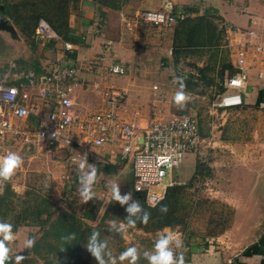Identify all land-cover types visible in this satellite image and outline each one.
I'll return each instance as SVG.
<instances>
[{"label": "rangeland", "instance_id": "1", "mask_svg": "<svg viewBox=\"0 0 264 264\" xmlns=\"http://www.w3.org/2000/svg\"><path fill=\"white\" fill-rule=\"evenodd\" d=\"M73 1V4L77 5L80 0ZM111 1L116 8L123 7L124 15L129 16L135 10L132 12L126 8L130 7V3L138 0ZM222 1L234 5L235 0ZM21 3H24V0H0V28L6 26L11 29L7 32L0 30V59L11 55L15 37L21 36L24 39L19 30L20 25H16L13 18L5 14L7 6H16ZM206 3L202 0L197 5L198 13L191 15L195 17L206 14L202 22L195 21L192 24L196 29L191 37L194 43L200 46L198 49L190 48L186 57H182L176 65L173 64L171 55L169 66L173 76L195 74L193 66H207L208 75L219 77V73L223 72L222 82L224 83L231 66V53L225 35L226 25ZM73 4L70 3L69 7L74 6ZM18 9L22 16L30 14L29 7L23 8L22 5ZM16 17L17 14L14 18ZM214 34L218 38V43L212 47L209 45L212 43L211 38ZM110 76L118 78L117 75ZM217 81L220 82L219 79ZM202 84L200 83L194 93L187 94L189 99L186 102L174 108L178 116L191 115L197 119L203 141L194 153L186 154L183 164L172 172L176 180L175 185L183 187L178 204L183 223L168 229L175 233L182 240L183 247L188 249L191 246L190 241L198 243L201 240L216 239L223 235L224 242L220 241L218 247H224V250L229 251L230 254H240L256 236L253 231L246 230L249 222L246 209L254 199L264 200V185H257V179L264 178V108L248 109L244 106L231 109L218 108L214 105L220 95L218 90L207 89ZM117 144L118 154L119 143ZM60 156V153H56L55 156L49 154V156L30 158L23 162L21 169L14 171L11 179L0 180L2 190L0 195L7 186L13 192L0 208V222L11 224L12 231L26 229L28 238H38L41 230L36 226L37 223L24 216L29 214L30 206L36 204L38 197H45L54 204L52 210L56 213L67 210L82 216L89 210L96 215L93 222L86 221V223L90 226L99 225L102 229V239L105 242L102 259L104 264H121L120 253L132 246H135L138 251L137 264H149L145 254L155 253V242L166 238L169 234L164 232L166 228L153 231L141 225L131 227L128 223L131 218L126 209L133 205L134 200L139 201L142 207V200L138 197L135 199L130 190L132 199L129 200L132 204L122 206L119 202H115L109 206L112 197L111 184L105 179L99 181L95 190L93 186L94 195L91 201L86 204L78 201L77 196L72 195V192L79 193V185L55 184L57 176H60L63 170L61 163L67 162L66 157ZM96 157L99 156L96 155ZM195 162L203 165L204 172L191 181ZM49 165L52 167L49 168ZM69 167L66 170L70 174L71 166ZM121 175V178H116L119 185L130 189V176L128 178L126 175ZM58 186L59 189H57ZM68 186L72 188L67 190ZM63 190L69 193H67L66 202L61 203L54 198L55 195L61 196ZM119 194L123 197L127 193L119 192ZM246 199L250 202H246ZM234 203L239 205L242 215L238 218L239 230L230 232L231 225L235 221ZM169 247L177 254L182 252L181 248H183H176L174 242ZM31 258L33 257H25L21 264L29 260L33 264H44L41 259ZM122 264H129V262L125 260Z\"/></svg>", "mask_w": 264, "mask_h": 264}, {"label": "crops", "instance_id": "2", "mask_svg": "<svg viewBox=\"0 0 264 264\" xmlns=\"http://www.w3.org/2000/svg\"><path fill=\"white\" fill-rule=\"evenodd\" d=\"M201 1L138 0L130 3V7L126 9L132 12L134 10L162 9L176 16L187 7L198 9L197 5ZM204 1L217 13L216 15L225 25L253 29L256 33L253 42L264 45V11L260 0H235L234 5L222 0ZM122 8L119 10L102 8L101 11L93 1L80 0L77 5L70 8L68 19L71 37L69 43L75 47L74 51H64L63 41L56 42L39 37H35V47L31 49L21 36H17L13 39L11 55L0 59V75L6 71L10 62L15 61L20 73L31 71L40 77L51 71L59 59H64L67 63L77 65V75L72 84V98L81 113H92L99 109L102 104V91L107 86H113L124 91L127 95L126 109L124 112H120V116L132 120L139 128L147 125L151 106L155 107L156 117L159 121L171 120L178 116L174 108L179 106L174 101V95L178 90L175 76L169 66L171 64L169 51H172L173 29L161 30L152 26L139 25L129 31L120 17L121 14H125ZM107 43L112 45L110 52L104 51V46ZM112 63L126 67L127 74L121 78L110 76L108 68ZM249 63H251L249 80L245 85L242 106L248 109H263L264 78L259 79L258 73L264 74V56H251ZM117 150V145L94 150L88 161L89 164L97 166L94 190L99 181L104 179L111 185L114 183L119 185L116 178H121V174L129 178V168L117 158ZM40 152L42 155L39 153L33 158L49 156V154L55 156L56 153H60V157L65 158L62 150L44 148ZM64 162L61 163L63 170L59 174L60 176H57L55 184L67 183L70 186L75 183V186H80L79 167L71 166L69 174L66 169L70 168V165L68 161ZM129 184L130 189H128L129 187L126 189L120 184L119 192H130V178ZM258 184L264 185V178L257 179ZM69 186L66 188L67 190L72 188ZM1 191L0 189V193ZM67 193L69 192L63 190L62 195H55L54 199L64 203L68 199ZM72 195L77 196V200L83 202L79 193L72 192ZM246 202H250V200L246 199ZM233 206L235 207V221L231 225L230 232L239 230L238 218L242 215L239 205L234 203ZM248 207L246 216L249 218V222L246 230L253 231L256 236L245 246L243 253L230 254L229 251L224 250V247H218L220 241L224 242L222 235L216 239L204 240L205 242L201 240L198 243H192L193 245L189 249L181 248L185 264H264V200L254 199ZM12 232L15 239L5 242L10 249L9 258L5 264H15V257L27 249L25 247V240L29 239L27 230L22 228ZM0 239L3 237L0 236Z\"/></svg>", "mask_w": 264, "mask_h": 264}, {"label": "built area", "instance_id": "3", "mask_svg": "<svg viewBox=\"0 0 264 264\" xmlns=\"http://www.w3.org/2000/svg\"><path fill=\"white\" fill-rule=\"evenodd\" d=\"M260 3L264 11V0ZM120 17L129 31L139 25L170 30L176 22L172 13L162 9L135 10ZM225 32L235 73L225 81V91L214 105L231 109L243 105L249 61L251 56H264V45L253 42L256 33L251 28L228 25ZM35 35L62 41L44 21L37 25ZM62 46L64 51L75 50L69 42L63 41ZM111 50L112 45L107 43L104 51ZM108 73L124 76L127 68L112 63ZM76 75L77 65L64 59H59L51 71L40 77L31 71L20 73L15 61L8 64L0 75V156L15 152L24 162L50 148L64 151L69 165L79 167L85 154L88 162L94 150L119 143L117 158L129 168L132 193L142 195L148 208L156 207L176 184L173 170L203 141L197 119L182 115L161 122L151 106L147 125L139 128L132 120L120 116L126 109L127 95L113 86L102 91L99 109L83 114L72 98ZM258 78L263 79L264 74L258 73ZM21 168L22 165L16 170Z\"/></svg>", "mask_w": 264, "mask_h": 264}, {"label": "trees", "instance_id": "4", "mask_svg": "<svg viewBox=\"0 0 264 264\" xmlns=\"http://www.w3.org/2000/svg\"><path fill=\"white\" fill-rule=\"evenodd\" d=\"M98 7L99 10L104 9H119L116 8L111 0H91ZM73 0H24V3L17 4L16 6H7L5 14L11 18L16 25H20V32L24 37L26 44L34 49L35 29L40 20L46 22L53 32L61 38L64 42H70V29L68 24L70 7L69 4H73ZM23 5V8L29 7L30 14L28 16H22L18 7ZM74 5V4H73ZM198 13L196 7H187L178 13L179 15H173L176 18V22L173 25L172 33V60L176 65L182 59L186 57L187 51L190 48H197V45L193 41V32H195V25H192L195 21L202 22L205 19V15L191 17V15ZM17 14V17L14 16ZM183 16V18H181ZM227 26V25H226ZM226 28V27H225ZM215 33V32H214ZM31 38L33 40H31ZM211 45L214 46L218 43V38L214 36L211 38ZM217 47V45H216ZM185 51V52H184ZM230 72L226 76L225 81L229 79L235 73L232 64H230ZM195 74L190 73L185 76H175V84L177 90H180L181 84L184 85V91L186 94H192L198 89L200 83H203V87L215 88L218 90V94H222L225 91V81H223V72L219 73V77L215 75H208V67L193 66ZM219 79L220 82L217 81ZM200 130V129H199ZM200 133V131H199ZM201 135V134H200ZM203 165L195 162L193 173L190 180L197 178L203 174ZM182 186H176L169 188L163 201L154 208H148L144 204L143 196L133 193L134 198L137 197L142 200L141 209L150 213V218L147 224L139 221L142 216V211L135 214H130L131 221L136 222L135 226H145V228L153 231L162 230L164 228H173L183 223V217L180 216L179 195ZM13 192L10 187L4 188V192L0 195V208L6 202L9 195ZM115 201L112 197L109 201V206H112ZM125 204H132V201L128 200ZM53 203L45 197H38V200L34 206H30L29 214L24 217L31 218L36 226L41 230V234L35 239V245L32 248H27L21 255L25 257L32 256L44 261V264H97V261L92 257L91 252L86 248L90 242L94 246L101 247V258L104 257V240L102 239V229L98 226H90L86 221L93 222L96 215L87 210L82 216L70 213L67 210H60L56 213L52 210ZM166 205L168 208L167 213L160 211L161 206ZM98 232L99 235L95 241H91L93 232ZM215 236V235H212ZM190 243H196L190 241ZM22 264H33L31 260L23 262Z\"/></svg>", "mask_w": 264, "mask_h": 264}, {"label": "clouds", "instance_id": "5", "mask_svg": "<svg viewBox=\"0 0 264 264\" xmlns=\"http://www.w3.org/2000/svg\"><path fill=\"white\" fill-rule=\"evenodd\" d=\"M189 99L188 95L184 91V85L181 84L180 90H178L174 95V101L180 105L186 102ZM23 164V158L15 152H8L4 156H0V180H9L11 179L14 171L19 168ZM80 169V187L78 189L79 195L81 196L84 203L93 199V185L97 179V166L95 164H89L85 158L79 162ZM87 169V171H85ZM119 185L112 184L111 192L112 198L119 202L122 206L127 203L129 199H132L131 192L127 193L125 196L121 197L119 194ZM130 214H135L137 212L142 211V216L139 218L144 224L148 223L150 218V213L142 210L140 207V203L137 200H134L133 205L126 209ZM160 211L163 213H167L168 208L166 205L161 206ZM128 223L131 227L136 225V222L128 220ZM164 232L169 233L166 238H161L155 242V253L149 255L145 254V258L148 259L149 264H185V259L183 252L179 254L175 253L173 249L169 247L173 242L175 243L176 248L183 247L182 240L173 233L170 229L166 228ZM99 235L98 232H93L91 236V241H95L96 237ZM0 236L3 239H0V264H5L6 260L9 258L10 249L6 246L5 242H11L15 239V236L12 232V225L5 222H0ZM35 239L29 238L25 240V247L32 248L35 245ZM101 247L102 246H94L93 243H89L86 245V248L89 252H91L92 257L97 261V264H104L101 258ZM25 259V256L17 255L15 257V264H21V262ZM119 260L122 264L123 261L128 260L129 264H137L139 260V255L137 248L135 246L126 248L119 255Z\"/></svg>", "mask_w": 264, "mask_h": 264}, {"label": "water", "instance_id": "6", "mask_svg": "<svg viewBox=\"0 0 264 264\" xmlns=\"http://www.w3.org/2000/svg\"><path fill=\"white\" fill-rule=\"evenodd\" d=\"M0 30H4V31H10L11 29H9L8 27H6V26H4V27H2V29L0 28Z\"/></svg>", "mask_w": 264, "mask_h": 264}]
</instances>
